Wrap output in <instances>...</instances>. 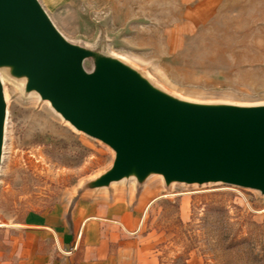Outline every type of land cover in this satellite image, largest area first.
<instances>
[{
  "label": "rangeland",
  "instance_id": "obj_1",
  "mask_svg": "<svg viewBox=\"0 0 264 264\" xmlns=\"http://www.w3.org/2000/svg\"><path fill=\"white\" fill-rule=\"evenodd\" d=\"M183 1L168 8L163 0H36L82 73L118 87L163 130L180 129L200 146L204 137L229 143L240 129L258 131L264 0H218L206 11ZM8 64L35 87L14 51L0 50V65ZM8 71L0 68V260L19 254L32 219L95 205L118 181L138 182L130 187L144 206L153 200L129 239L138 263L264 264V188L123 170L113 143L74 127L45 93L27 91L25 76ZM153 102L174 109L173 120L151 112Z\"/></svg>",
  "mask_w": 264,
  "mask_h": 264
},
{
  "label": "water",
  "instance_id": "obj_2",
  "mask_svg": "<svg viewBox=\"0 0 264 264\" xmlns=\"http://www.w3.org/2000/svg\"><path fill=\"white\" fill-rule=\"evenodd\" d=\"M3 49L14 51L34 86L76 127L113 143L122 168L137 164L174 179H220L264 188V124L258 131L240 129L229 143L220 134L214 141L204 137L205 146L180 129L163 130L118 87L82 73L36 0H0ZM2 114L0 99V131Z\"/></svg>",
  "mask_w": 264,
  "mask_h": 264
},
{
  "label": "crops",
  "instance_id": "obj_3",
  "mask_svg": "<svg viewBox=\"0 0 264 264\" xmlns=\"http://www.w3.org/2000/svg\"><path fill=\"white\" fill-rule=\"evenodd\" d=\"M163 1L168 2V8L176 7L177 0ZM217 1L183 2H186L185 9L206 11L213 9ZM135 166L174 179L165 172L144 169L137 164L123 170ZM117 182L115 184L121 187L96 200L95 205L84 202L76 212L59 209L32 219L25 225L26 242L19 245V254L0 260V264H152L150 259L138 263L136 257H132L130 248L135 247L136 242L129 239H136L144 223V213L153 200L144 206V200L131 191L130 186L138 188V182L128 186Z\"/></svg>",
  "mask_w": 264,
  "mask_h": 264
},
{
  "label": "bare ground",
  "instance_id": "obj_4",
  "mask_svg": "<svg viewBox=\"0 0 264 264\" xmlns=\"http://www.w3.org/2000/svg\"><path fill=\"white\" fill-rule=\"evenodd\" d=\"M52 26V25H51ZM53 28V27H52ZM0 68H6V74L10 77V74H9V71H8V68H10V70H11V75L13 76V78L15 79L16 77H18V76H25L27 79H28V77H27V75L26 74H24V72H15L14 71V67L13 66H11L10 64H8V65H0ZM10 79H12V78H10ZM0 87H1V90H2V93H3V101L5 102V97L6 96H4V92H3V83H2V79L0 78ZM26 89H27V91H31V92H33V91H35L36 93H38L39 95H42L41 94V92H39L35 87H33V86H31V84H30V81H29V79H28V83H27V86H26ZM34 93V92H33ZM36 93H34V94H36ZM37 94V95H38ZM54 109V108H53ZM149 110L151 111V112H153V113H156V114H158V115H161L162 117H164L168 122H171L172 120H173V118H174V116L176 115V113H175V110L174 109H172V108H170V107H168V106H166V105H163V104H159V103H156V102H153V103H150V105H149ZM5 116H6V105H5V107H4V115H3V123H2V133H1V143H2V141H3V130H4V122H5ZM69 123H71V121L68 119L67 120ZM72 124V123H71ZM73 125V124H72ZM74 127H76L75 125H74ZM79 129V128H78ZM79 130H81V129H79ZM0 226H2V224H0Z\"/></svg>",
  "mask_w": 264,
  "mask_h": 264
}]
</instances>
